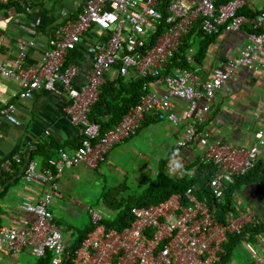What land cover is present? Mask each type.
<instances>
[{
  "label": "built area",
  "instance_id": "obj_1",
  "mask_svg": "<svg viewBox=\"0 0 264 264\" xmlns=\"http://www.w3.org/2000/svg\"><path fill=\"white\" fill-rule=\"evenodd\" d=\"M17 1L0 0V5ZM243 7V0L221 4L197 0L192 7L183 0H167L164 7L161 0H82L77 18L55 30L38 67L24 68V47L9 66H0V76L17 83L18 100L30 99L40 89L66 95V117L82 137L73 151L58 150L42 168L28 154H15L0 163V191L4 175L12 173L14 166L20 168L26 184L38 183L46 188L36 202L23 201L18 207L35 217L29 226L21 230L0 227V241L10 256L28 250L36 259L50 254V264H221L228 237L242 235L248 225L256 222L253 210L241 201L232 207H221L231 184L259 163L264 166V129H257L253 144L246 147L213 143L198 126L210 112L217 91L239 69L264 70V10L249 17L240 13ZM196 26L205 36H214L221 30L239 32L247 26L251 30L239 55L214 69L205 82L187 68L175 67L165 73L184 37ZM92 29L106 33L107 38L90 49L92 69L84 85L76 89L72 82L78 69L66 66V59ZM186 60L191 62V51ZM111 70L119 77L133 71L135 80L145 82L138 103L115 127L101 133L100 125L89 115L98 102L105 75ZM147 80L162 84L165 92L160 96L148 92ZM173 99L187 103L185 131L175 147L200 149L197 166L190 174L196 176L198 166L210 167L207 195L200 196V187L192 185L157 204L134 207L130 210V225L119 231L106 227L103 217L89 210L93 229L73 247V229H60L50 209L52 202L61 197L58 180L64 170L96 169L116 145L140 128L148 115L178 125L181 120L173 113ZM14 113L15 105H7L0 114V129L3 120L18 125ZM249 264H264V257L253 252Z\"/></svg>",
  "mask_w": 264,
  "mask_h": 264
},
{
  "label": "crops",
  "instance_id": "obj_2",
  "mask_svg": "<svg viewBox=\"0 0 264 264\" xmlns=\"http://www.w3.org/2000/svg\"><path fill=\"white\" fill-rule=\"evenodd\" d=\"M81 1L18 0L0 5V66H9L19 49L24 47L27 52L24 68L38 67L55 30L58 26L77 18ZM183 1L189 7L197 2V0ZM243 2L242 10L245 16L254 17L264 10V0H243ZM250 31V27L247 26L239 32L221 30L214 36L206 37L196 26L183 39L182 46L187 53L191 51V62L186 60V68L196 73L201 82L207 81L214 69L224 67L230 59L239 55L247 43V34ZM106 38V33L92 29L68 54L66 66L74 65L78 69V74L72 82L76 89L84 85L86 75L92 69L93 55L90 49L96 44H103ZM261 57L264 59V52ZM133 76L134 73L131 71L129 76L119 77L115 70L105 75L98 102L92 109L93 117L95 116L98 122L110 123L113 120L112 112L117 110L127 97L126 87L121 86L117 80L122 79L124 84H127L136 81ZM56 89L62 90L60 85H57ZM148 92L160 96L165 92V87L148 81ZM18 94L17 83L0 76V114L7 105L14 104V115L18 121V125H12L6 120L1 123L0 163L15 154H32L31 158L42 168L45 167V159L37 151L39 146L45 143L50 145L52 142L56 151L62 149L70 153L80 145L82 137L78 129L70 124L64 111L68 104L66 95L40 89L35 91L30 99L18 100ZM172 105L173 113L181 120L178 125L160 122L148 115L140 128L129 139L116 145L96 169L78 167L64 170L58 180L61 197L52 202L50 209L57 217L55 224L60 229H73L75 242L79 238V232L92 224L90 222L89 226L82 230L76 229L70 225L69 217H75L78 212L89 214V210H92L88 202L96 197L92 191L105 189L110 183L102 168L113 177L131 175L128 184L124 181L116 185L123 186L122 199H124L145 188L154 179L160 164L164 161H167L168 172H172L174 176H180L184 169L190 168L191 165L193 167L189 169L190 171L197 166L199 148L193 146L191 149L183 150L175 147V143L182 138L185 131L184 116L187 103L173 99ZM198 129L205 132L213 143L251 146L254 132L257 129H264V70L239 69L236 75L217 91L211 110ZM47 131L48 136L45 134ZM150 150H156L161 158L148 160V168H139L133 164L132 170L126 165L118 164L120 161H126V158L132 159L133 163L142 162L139 157L145 159L144 153ZM55 155L53 154L52 157ZM151 161L153 163H150ZM190 171L189 176H191ZM250 184L255 186L253 190L248 186ZM250 184L242 186L246 188L243 191H241L242 187H238L230 197L229 207L241 201L243 206L253 210L256 222L245 228L244 239L242 238L241 242L231 250L225 264H249L253 252L264 257V233L252 234L256 227L264 223V180ZM129 185L135 188L128 189ZM1 186L0 227L21 230L29 226L35 217L21 212L18 207L23 201L36 202L46 188L38 183L26 184L17 166L13 167L12 173L4 175ZM78 197L79 199H76ZM256 200L262 203V207L255 205ZM102 205L109 210L104 201ZM58 217L62 219L63 226H60ZM103 219L107 218L103 217ZM0 264L50 263L32 257L28 250H22L14 257L10 256L0 241Z\"/></svg>",
  "mask_w": 264,
  "mask_h": 264
},
{
  "label": "trees",
  "instance_id": "obj_3",
  "mask_svg": "<svg viewBox=\"0 0 264 264\" xmlns=\"http://www.w3.org/2000/svg\"><path fill=\"white\" fill-rule=\"evenodd\" d=\"M167 0H161L162 7L166 4ZM230 0H216L217 4L226 3ZM243 14V10L240 11ZM244 15V14H243ZM210 37V36H206ZM183 44V43H182ZM186 49L181 45L177 53H175L169 67L167 68V72H169L172 68H186ZM149 80H147L148 82ZM117 82L121 86L126 87L125 95L127 97L123 100L121 105L117 108V110L112 112L113 120L110 123H102L98 122L93 117L92 111L89 115V119L93 122H96L101 127V133H104L108 129H112L115 125H117L122 117L128 112L130 108L135 106L140 96L143 94L142 84L145 82L143 80L130 81L127 84H124L122 79H118ZM37 151L44 156L45 165H47L48 160L52 158L53 154H56V150L54 148L53 143L50 145L47 143L38 147ZM32 157V154H30ZM167 161H164L160 164L159 170L157 171L154 179L150 181V183L143 188L141 191L136 192L137 194L127 197V198H119L116 199L114 197L105 198L104 202L107 205V208L110 211H113L115 215L111 219H104L103 224L106 227L114 228L116 230H122L124 227H127L131 223L130 210L134 207H147L152 204H157L174 193H183L187 188L192 185H197L202 190V194L200 196L207 195L206 184L208 177L210 175V167L198 166L196 176H189V169L193 167V165L184 169V172L180 176H170L168 169L166 167ZM264 180V166L262 163L256 165V167L245 177L236 180L233 184H231L226 192V198L224 199V205L221 208H226L230 206V197L232 194L236 192V190L241 188L244 185L250 184L255 181ZM105 194V193H104ZM93 229L91 225L89 228H85L81 232H79L78 240L73 244V247H77L80 242L86 237V234L89 233ZM264 233V223L260 226L256 227L252 234ZM246 234L243 233L240 236H229L227 243L224 245L225 255L221 257V264H225L228 256L231 253V250L241 242V239H244ZM51 255L46 254L45 257L38 259L39 261L50 263Z\"/></svg>",
  "mask_w": 264,
  "mask_h": 264
},
{
  "label": "rangeland",
  "instance_id": "obj_4",
  "mask_svg": "<svg viewBox=\"0 0 264 264\" xmlns=\"http://www.w3.org/2000/svg\"><path fill=\"white\" fill-rule=\"evenodd\" d=\"M144 154L146 155L145 159H142L141 156L139 157V159H141L142 162L133 163L132 159L126 158L125 159L126 161H120V162H118V164L120 163V164L126 165L127 168H131V166L133 164H135V166L139 167V168H141V167H147L148 168V165H149L148 160H158L159 158H161L156 150L155 151L150 150ZM150 163H153V161H151ZM102 171L104 172L105 176H107V181L108 182L110 181V183L107 182L108 186H106L105 189H102V190L101 189H99V190L95 189L94 191H92V193L95 194L96 197H98V199L96 197L95 198L93 197V199H91L88 202H89V205L91 206L92 210L95 213H97L99 216H103L104 218L111 219V218H113L115 213L113 211L107 210L106 208H103L102 201H104L105 198H107V197H114L116 199L122 198L124 188H123V186H116V185L121 184L124 181L127 182V184H128V181L129 182L131 181V175L129 174L127 177H125V176L119 177V176L115 175V177H113V176H110V174L108 173V171L105 170V168L104 169L102 168ZM147 172H148V170H147ZM152 174H153V172H152ZM169 175L174 176V174L172 172H169ZM148 178L150 179L151 176H149ZM125 179H127V181ZM133 186H135V185L133 184ZM133 186L129 185L128 189L133 190L135 188ZM248 186L252 190L255 187L253 184H250ZM244 188L245 187H242L241 191L246 189V188L245 189ZM76 199H79V197ZM254 203L257 207H262V203H260L259 201L256 200ZM84 213L85 212H78V215L76 214L75 217H69L70 225H72L74 228H76V229L78 228L80 230H82L86 226H89V224L91 222L90 215L88 214V212H86L85 214ZM56 218L57 217H55V215H54L55 222H56ZM58 218L61 222L60 226H63L64 223H63L62 219L60 217H58ZM74 240H75V236H74Z\"/></svg>",
  "mask_w": 264,
  "mask_h": 264
}]
</instances>
